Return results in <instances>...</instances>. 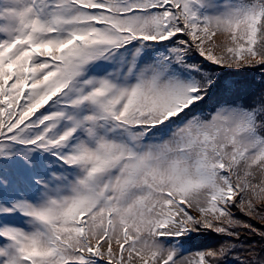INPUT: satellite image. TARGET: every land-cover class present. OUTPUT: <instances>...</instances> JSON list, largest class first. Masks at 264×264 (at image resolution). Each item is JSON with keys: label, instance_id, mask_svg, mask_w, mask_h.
I'll use <instances>...</instances> for the list:
<instances>
[{"label": "snow or ice", "instance_id": "snow-or-ice-1", "mask_svg": "<svg viewBox=\"0 0 264 264\" xmlns=\"http://www.w3.org/2000/svg\"><path fill=\"white\" fill-rule=\"evenodd\" d=\"M248 73L264 0H0V264H264Z\"/></svg>", "mask_w": 264, "mask_h": 264}, {"label": "trees", "instance_id": "trees-1", "mask_svg": "<svg viewBox=\"0 0 264 264\" xmlns=\"http://www.w3.org/2000/svg\"><path fill=\"white\" fill-rule=\"evenodd\" d=\"M230 80L237 81L234 88L239 91L241 95L250 96L254 92H258L262 85L261 77L256 73H248L241 76L229 77ZM259 226V225H258ZM224 239L218 236H212L207 241L204 242L205 246H217L223 243ZM254 243H259V238H255Z\"/></svg>", "mask_w": 264, "mask_h": 264}]
</instances>
